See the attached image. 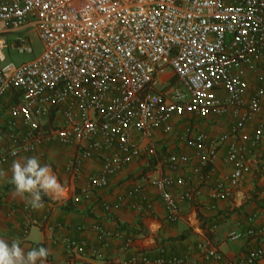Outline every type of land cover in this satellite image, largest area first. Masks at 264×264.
Returning a JSON list of instances; mask_svg holds the SVG:
<instances>
[{
	"label": "built area",
	"instance_id": "obj_1",
	"mask_svg": "<svg viewBox=\"0 0 264 264\" xmlns=\"http://www.w3.org/2000/svg\"><path fill=\"white\" fill-rule=\"evenodd\" d=\"M31 33L41 52L19 64L7 61L10 48L32 53ZM0 42V162L45 156L48 145L72 147L65 169L77 176L86 163L98 165L80 192L86 200L94 191L105 195L104 212L150 214L159 201L173 222L203 187L205 209L213 212L249 174V160L262 158L264 0H0ZM139 160L147 166L138 182L110 195V180ZM256 220L237 221L227 239L263 237L264 223ZM32 226L53 230L46 216H31L23 236ZM218 226L211 220L207 232ZM92 228L94 242L62 240L69 255L99 256L115 236ZM131 245L125 237L121 251ZM195 252L202 264L223 260L207 241ZM263 257L264 245L251 246L229 264ZM103 261L193 264L189 254Z\"/></svg>",
	"mask_w": 264,
	"mask_h": 264
},
{
	"label": "crops",
	"instance_id": "obj_2",
	"mask_svg": "<svg viewBox=\"0 0 264 264\" xmlns=\"http://www.w3.org/2000/svg\"><path fill=\"white\" fill-rule=\"evenodd\" d=\"M1 107L0 121L3 116ZM222 131L220 127V132ZM210 132H214V128ZM45 149L47 152L45 156L40 157L41 161L51 166L59 182L66 189L65 196L59 200L44 196L43 209L35 210L34 213L23 212L22 208L26 204L13 195V186L8 180L11 176L12 161L33 155L23 154L17 158H4L0 162V170L6 173L5 177H0V237L9 241L19 240L25 250L38 246L47 247L53 264H104V259L127 260L136 253L150 257L189 254L193 264H202L204 261L195 252V245L200 241H207L223 255L222 261L210 260L206 264H229L239 259L247 248L264 245V236L250 242L227 239V234L235 229V223L243 222L248 216L255 215L257 224L264 223V197L259 196V189L264 185V143L261 148L262 158L253 157L249 160V174L232 190L228 199L216 203L215 211L205 209L209 198L208 187H203L201 198L195 203L182 204L179 217L173 222L164 217L163 206L159 201L155 202L154 211L150 214H138L127 210L104 212L102 201L105 195L94 191L90 199L86 200L80 192V185L89 174L97 172L98 165L95 162L86 163L79 174L74 176L65 169L74 154L72 147L48 145ZM145 165L147 166L142 160L129 164L110 180L109 194L122 193L137 183L138 174L145 170ZM219 167L224 168L221 164ZM210 215L213 216L208 217ZM31 216L37 218L46 216L47 226H51L53 230L49 232L45 227L32 226L28 234L23 236L22 228ZM211 220H217L219 226L214 232H207ZM94 225H99L115 235L109 239L106 247L100 249V255L86 259H77L69 255L62 240L72 238L94 242L96 237L92 228ZM243 227L245 226L242 225ZM125 237H131L132 245L128 250L121 251ZM253 264H264V257Z\"/></svg>",
	"mask_w": 264,
	"mask_h": 264
},
{
	"label": "clouds",
	"instance_id": "obj_3",
	"mask_svg": "<svg viewBox=\"0 0 264 264\" xmlns=\"http://www.w3.org/2000/svg\"><path fill=\"white\" fill-rule=\"evenodd\" d=\"M3 58V53L0 52V59ZM5 176L6 173L0 170V177ZM8 182L13 186V195L22 199L32 210L45 207L44 196L59 200L66 194L65 187L59 182L51 166L42 163L41 158L35 155L14 159ZM49 255L47 247L38 246L25 250L19 240L9 241L0 237V264H47Z\"/></svg>",
	"mask_w": 264,
	"mask_h": 264
},
{
	"label": "rangeland",
	"instance_id": "obj_4",
	"mask_svg": "<svg viewBox=\"0 0 264 264\" xmlns=\"http://www.w3.org/2000/svg\"><path fill=\"white\" fill-rule=\"evenodd\" d=\"M29 47L31 48L32 53L19 54L16 51H13L11 48L7 49L4 52L7 61H12L15 64H19L37 56L42 50V44L35 33H31L29 36ZM168 76L170 77L171 82H175V77L173 75L169 74Z\"/></svg>",
	"mask_w": 264,
	"mask_h": 264
}]
</instances>
